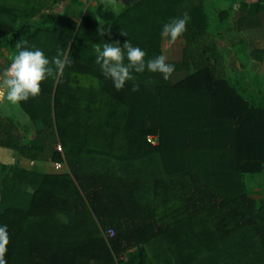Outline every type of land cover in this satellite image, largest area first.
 I'll use <instances>...</instances> for the list:
<instances>
[{
    "label": "trees",
    "instance_id": "16d2710c",
    "mask_svg": "<svg viewBox=\"0 0 264 264\" xmlns=\"http://www.w3.org/2000/svg\"><path fill=\"white\" fill-rule=\"evenodd\" d=\"M77 1L0 0L6 67L17 43L71 61L62 76L42 81L40 94L20 104L31 120L44 123L38 135L57 137L61 152L22 144L12 121L0 116V148L67 166L40 174L13 165L1 178L6 235L0 233V259L264 264V189L255 200L244 181L264 173V93L244 70L226 75L223 13L210 21L201 0H141L120 14L98 4L79 25L59 26L56 6ZM248 12L238 18L239 32L245 21L264 25V0ZM184 15L187 30L172 45L174 71L184 79L173 84L145 71L117 91L103 76L97 45L123 47L130 40L146 60L154 58L162 55V26Z\"/></svg>",
    "mask_w": 264,
    "mask_h": 264
},
{
    "label": "crops",
    "instance_id": "0c3cea01",
    "mask_svg": "<svg viewBox=\"0 0 264 264\" xmlns=\"http://www.w3.org/2000/svg\"><path fill=\"white\" fill-rule=\"evenodd\" d=\"M141 0H78L76 3L68 4H58L57 10L60 11L61 17L59 26L65 25L68 22H74L77 25L82 21L85 13L98 4H103L107 6L115 14H120L128 7L136 4ZM203 1L204 8L206 13L209 16L210 21H215L216 11L223 13L224 18H226V26L223 28V43L222 47L228 51H233L236 49V46L239 42L247 46L248 49L252 51L249 54L239 56L234 58L237 63L241 65L248 64L250 61L251 64L255 67L258 65V68L264 66V45L262 46L259 42L248 43L247 36L250 34H258L264 32V25H254L249 26L248 21H245L243 24V30L238 31L237 21L238 18L247 17L249 7L258 2V0H201ZM62 8V10H61ZM247 20V19H245ZM248 43V44H247ZM160 49L162 55L166 57V62L172 64L173 62V50L172 45H168L166 42H160ZM257 52V54L253 52ZM224 53V52H223ZM3 59L6 62L3 63ZM9 60V54L5 50L3 45H0V69L6 67V64ZM228 61V60H227ZM225 63V62H224ZM257 68V70H258ZM241 70L246 71L241 67ZM240 70V71H241ZM247 72V71H246ZM248 73V72H247ZM228 77H234L238 75L228 74ZM185 73L180 71H174L170 77V80L173 84L181 81L185 78ZM251 77H256L258 83L260 84V90L264 93V75L253 73ZM0 116L5 119H10L14 124V128L17 133L23 137V143L27 145H34L38 147H47L49 150H56L59 142L56 136H41L38 135V132L44 130V123L41 119L31 120L26 112L22 109L21 105L14 106L8 104L4 99V94L0 91ZM59 163L52 162L49 158L43 161H28L21 158L16 152L8 149L0 148V180L7 174L9 169L13 165H19L22 168L30 171H34L40 174H56L59 173L55 165ZM246 188L249 192V195L258 200L261 197L262 190L264 189V173L257 175H247L244 179ZM252 192L253 195L250 193Z\"/></svg>",
    "mask_w": 264,
    "mask_h": 264
},
{
    "label": "clouds",
    "instance_id": "9594fccd",
    "mask_svg": "<svg viewBox=\"0 0 264 264\" xmlns=\"http://www.w3.org/2000/svg\"><path fill=\"white\" fill-rule=\"evenodd\" d=\"M188 16L173 18L165 23L160 31V38L168 45H173L186 32ZM103 36L104 30H98ZM27 44V42H25ZM17 51L11 57V63L0 69V91L8 104L19 106L29 98L40 94L41 82L49 77L63 75L64 69L70 66L71 61L58 54L49 59L43 50L35 46L26 47L19 43ZM95 63L106 79L111 80L113 87L120 91L128 81L135 80V74L145 71L159 73L167 81L175 70L173 64L166 62L164 55L145 59L146 52L139 46H133L130 40L119 45V42H106L94 49ZM127 61V62H125ZM133 85L132 91H137ZM0 233L6 235V226H0ZM0 264L4 261L0 259Z\"/></svg>",
    "mask_w": 264,
    "mask_h": 264
},
{
    "label": "rangeland",
    "instance_id": "374dc122",
    "mask_svg": "<svg viewBox=\"0 0 264 264\" xmlns=\"http://www.w3.org/2000/svg\"><path fill=\"white\" fill-rule=\"evenodd\" d=\"M62 10V8H61ZM61 19H63V17H61ZM247 38V41L248 43H256V42H259V44L262 46V44L264 45V32H261V33H258V34H250L249 36L245 37ZM247 43V44H248ZM222 46V44H221ZM245 47L246 44H245ZM264 47V46H263ZM247 49V48H246ZM243 50V44H237L236 46V49L233 50V51H228L224 48V46L222 47V52H224V62H225V69H226V72L228 74H234V75H239L240 74V70H241V67L243 69H245L249 76L251 77L253 73H258V74H261V75H264V66L261 65L259 68H258V65H256L255 67L251 64V62L249 61L248 64H244V65H241L240 63H237L236 60L234 58H236V53H237V56H240L241 54L244 55V53L242 52ZM249 51H245L246 53L245 54H249V52L251 53L252 51L250 50V48L248 49ZM228 60V61H227ZM6 62V60L3 59V63ZM258 68V70H257ZM264 86V85H263ZM57 146H60V145H57ZM59 152V151H57ZM61 165V169H57L59 170L58 172L61 173V172H66L67 171V166L64 164V163H59ZM252 195L253 193L250 192Z\"/></svg>",
    "mask_w": 264,
    "mask_h": 264
},
{
    "label": "built area",
    "instance_id": "2783aa9c",
    "mask_svg": "<svg viewBox=\"0 0 264 264\" xmlns=\"http://www.w3.org/2000/svg\"><path fill=\"white\" fill-rule=\"evenodd\" d=\"M147 141H148L150 144H152V145H156V144H157V138H156V137H153V136L148 137V138H147ZM56 151L61 152V147H60V146H57ZM55 168H56V169H61V165H60V164H56V165H55ZM105 236H106L107 238H112V237L114 236V232H113V230L108 229V230L106 231V233H105Z\"/></svg>",
    "mask_w": 264,
    "mask_h": 264
}]
</instances>
